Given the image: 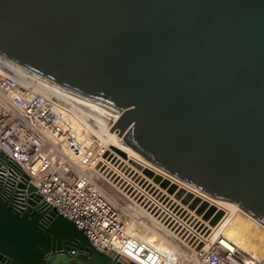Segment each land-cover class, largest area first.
Listing matches in <instances>:
<instances>
[{"label":"water","instance_id":"95a60500","mask_svg":"<svg viewBox=\"0 0 264 264\" xmlns=\"http://www.w3.org/2000/svg\"><path fill=\"white\" fill-rule=\"evenodd\" d=\"M0 60L264 222V0H0ZM0 264L123 263L23 173L8 187L0 177Z\"/></svg>","mask_w":264,"mask_h":264},{"label":"built area","instance_id":"2783aa9c","mask_svg":"<svg viewBox=\"0 0 264 264\" xmlns=\"http://www.w3.org/2000/svg\"><path fill=\"white\" fill-rule=\"evenodd\" d=\"M7 65L0 60V177L4 185L22 181L26 173L43 200L73 221L100 252L111 257L115 251L112 258L123 264L132 261L122 260L117 253L130 250L135 256L150 255L153 244L126 227V218L141 223L145 217L128 214L123 201L112 198L100 180L86 173L115 152L106 154L90 129L71 120L66 100L39 91L30 75L20 76ZM173 224L171 230L179 227ZM157 230V236L163 237V229ZM202 241L200 250L194 246L191 264H264L224 232Z\"/></svg>","mask_w":264,"mask_h":264},{"label":"bare ground","instance_id":"6f19581e","mask_svg":"<svg viewBox=\"0 0 264 264\" xmlns=\"http://www.w3.org/2000/svg\"><path fill=\"white\" fill-rule=\"evenodd\" d=\"M7 69L15 71L20 76L30 75L33 84L39 86V91L66 100L70 106L69 108L65 107V110L71 120L90 129L98 141L105 146L106 154L110 150L115 152V155L108 161H100L94 169L87 170L86 173L100 180L102 188L108 191L112 198L119 195L116 193L117 189L124 194L127 204H135L136 207L138 206L139 212L143 211L150 216V218H142L141 223L136 220L138 225H135L136 221H131L129 225L126 220V227L130 233L136 232L145 236L154 246V251L145 257L135 256L130 250H127V252L117 253L119 258L127 262L135 261L136 264H164V259H172L169 255L173 250L171 248L177 246L169 236L168 238L167 236H157L158 227L167 231V234H173L175 240L195 251L194 246L202 240L214 239L231 224L230 229L234 232L230 235L238 247L245 251H253L257 258L264 260V240L259 238L264 235V231L257 230L261 231V234L255 237L251 236L250 231L245 227V221L252 226L250 219L256 220L257 218L242 209L239 204L209 196L158 168L134 150L123 136L112 131V126L106 125L82 110L65 89L9 64ZM22 81L27 82L26 80ZM149 169L154 171V175L147 174ZM157 175L161 176L159 181L155 179ZM102 177L103 180H101ZM104 178L107 183L110 182L111 187L105 186L107 184L104 183ZM113 186L116 189L112 190ZM122 196L121 199L124 197ZM126 210L130 214L129 209L126 208ZM220 210H224V215L217 223L213 224L212 220L216 218ZM239 213L246 217L240 218L244 219V222H238L236 217ZM152 222L154 226L151 225ZM162 223H166L165 227L162 226ZM173 223L179 225L175 230L169 228L174 226ZM180 227L182 229H179ZM210 230L212 231L208 235ZM156 238L160 240V243L165 244H160ZM207 248L208 245H205V249ZM115 253L114 251L111 257L115 256Z\"/></svg>","mask_w":264,"mask_h":264},{"label":"rangeland","instance_id":"374dc122","mask_svg":"<svg viewBox=\"0 0 264 264\" xmlns=\"http://www.w3.org/2000/svg\"><path fill=\"white\" fill-rule=\"evenodd\" d=\"M101 180H103V177H102V179ZM104 183H106L107 185H105V186H112L111 184H110V182H108L107 183V180H105V178H104ZM110 184V185H109ZM104 187V186H103ZM104 188H106V187H104ZM112 190L113 189H116L114 186L111 188ZM116 193L117 194H119V195H117L116 196V199L118 198V199H120L121 201H123V203L125 204V207L126 208H128L129 209V212L130 211H132V212H134L135 214H138L139 216H143V217H149L150 218V216H148V215H146V213H144L143 211H141V212H139L138 210H139V208H138V206L136 207L135 206V204H127V201H125V196H124V194L123 193H121L119 190H117L116 189ZM124 196H122V195ZM121 196L123 197V199H121ZM137 208V209H136ZM131 212V213H132ZM143 212V213H142ZM145 215V216H144ZM241 216V217H240ZM236 218H238V222H244L245 220L244 219H240V218H246L244 215H242V214H240L239 213V215H237V217ZM126 220L128 221V223H129V225H130V223H131V221H136V220H134V219H131L130 217H128V218H126ZM251 220V223H252V226H251V224H249V222H247V221H245V227H247V230L248 231H250V234H251V236L252 237H255V236H257V235H260L261 234V231H257V230H263L264 231V222H262L261 220H259V219H250ZM252 221H254V222H252ZM247 222V223H246ZM255 224V225H254ZM256 224H257V226H256ZM135 225H138L137 224V221L135 222ZM151 225L152 226H154V224H153V222L151 223ZM230 225L231 224H229L228 226H227V228L225 229V231H224V233L225 234H227V235H229L230 237H231V235L230 234H232V232H234V231H231V229H230ZM259 226V227H258ZM257 227V228H256ZM155 228V227H154ZM158 228H161V227H158ZM163 229V228H162ZM212 230H210L209 231V233H208V235L210 234V232H211ZM231 231V232H230ZM163 234H164V236L166 237L167 236V238H168V236H169V238H171L173 241V243L175 244V246H177V247H173V248H171V249H173L172 251H170V253H169V255L172 257V259H164V264H191V262H190V259H191V256L193 255V253H194V250H191L190 248H188V247H186V245L184 244V243H182L181 244V242L179 243V241H177V240H175V236L173 235V234H171V233H168L167 234V231L165 232V231H163ZM173 235V236H172ZM207 235V236H208ZM259 238H261V239H263L264 240V235H262L261 237H259ZM178 239V238H177ZM156 240H157V242H159L160 243V240H158L157 238H156ZM155 240V241H156ZM177 241V242H176ZM163 243V242H162ZM162 243H160V244H162ZM163 244H165V243H163ZM180 245V246H179ZM180 247V248H179Z\"/></svg>","mask_w":264,"mask_h":264}]
</instances>
